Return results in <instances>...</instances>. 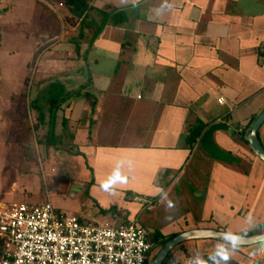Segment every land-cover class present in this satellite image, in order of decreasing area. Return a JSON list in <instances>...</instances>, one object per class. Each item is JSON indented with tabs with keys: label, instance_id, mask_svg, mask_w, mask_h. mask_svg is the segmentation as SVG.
Listing matches in <instances>:
<instances>
[{
	"label": "crops",
	"instance_id": "crops-1",
	"mask_svg": "<svg viewBox=\"0 0 264 264\" xmlns=\"http://www.w3.org/2000/svg\"><path fill=\"white\" fill-rule=\"evenodd\" d=\"M86 1L107 13L122 12L126 20L107 23L75 55L60 43L74 45L81 19L63 0H30L37 37L54 42L41 53L32 79L34 110L19 113L0 97L15 117L10 130L0 113V203L7 194L33 195L42 141L52 139L60 144L47 151L50 159H64L71 169L90 166L89 183L100 185V212L79 217L84 221H135L140 227L139 210L148 205L146 225L160 229L163 243L190 229L244 236L264 231V163L247 142L252 119L264 109V0ZM18 3L15 9L11 0H0V52L3 30L22 25L17 7L27 1ZM44 91L48 108L38 103ZM77 91L80 96H67ZM258 139L264 148V123ZM27 145L34 155L26 158ZM74 171L75 188L83 190L88 175ZM166 260L264 264V243L192 240Z\"/></svg>",
	"mask_w": 264,
	"mask_h": 264
},
{
	"label": "built area",
	"instance_id": "built-area-1",
	"mask_svg": "<svg viewBox=\"0 0 264 264\" xmlns=\"http://www.w3.org/2000/svg\"><path fill=\"white\" fill-rule=\"evenodd\" d=\"M40 36L44 52L54 39ZM149 239L135 221L87 222L60 213L49 200L0 203V264H146L154 249Z\"/></svg>",
	"mask_w": 264,
	"mask_h": 264
},
{
	"label": "rangeland",
	"instance_id": "rangeland-1",
	"mask_svg": "<svg viewBox=\"0 0 264 264\" xmlns=\"http://www.w3.org/2000/svg\"><path fill=\"white\" fill-rule=\"evenodd\" d=\"M25 1H27V4L24 8L17 7V11L21 13L22 25L19 29L14 26H10L9 28H6V30H3L5 35L2 51L0 52V56L2 54V59L0 57V65L1 60L4 64L3 68L0 66V71L2 70V72H5L0 73L4 79L3 81L0 80V97L3 99L8 97V100L10 103L12 102L14 109H17L18 111L20 110L19 113H22L24 110H28L29 107H31V110H34L33 105L35 101H33V97L35 90L32 85V79L39 70L38 65L43 61L41 57L42 52L37 46V44L42 41L41 36L37 37L38 34H36L40 31V28L36 24H31L32 17L30 15V0ZM13 2L14 4L12 7L16 9L15 5L19 4L18 0H11V3ZM49 16L55 17L50 12ZM7 22L10 23L12 20ZM60 45H63L62 49H66L69 53L77 55L73 44L62 42ZM25 64H27V66H25L26 72H23L22 66ZM4 76H8V80ZM48 87L49 85L46 84L42 87V90L44 88L46 90ZM29 96L32 100L31 102H28ZM49 99L50 96L46 91H44L38 103L41 104L42 107L48 108L51 104ZM5 108L6 107L4 106L2 108L0 105V113L3 117H5V119L8 118V122H10L15 118L13 117L12 107H10L9 113L5 110ZM15 115H17V112ZM14 127L15 125L10 122V130ZM3 135L5 136V133H3ZM10 136L12 137V135ZM42 143L43 147L40 152V159L39 162H36L34 168V175L37 176L38 180L35 177V189L30 188V191L34 192L33 195L28 198L26 196L19 197V195L7 194L3 198V202L6 205H11L13 203L42 205L47 201V199H49L53 207L64 215L79 218L90 214L91 217L94 218V214L100 212V185H98L97 181H94L92 184L89 183L92 180L90 179V166H85L83 164L82 166L79 165V168L77 169H71L70 165L63 163L64 159L62 162V159H59L60 161H54L47 156V151H49L50 148L52 151H55L59 148L58 145L60 143L57 142V140L52 139L43 140ZM55 145H57L58 148H56ZM78 154H80V152ZM49 170H51V172L53 171V173H49ZM74 170H78L83 177L88 175V181L83 190H76L75 188V181L73 179ZM95 188V191H98L97 193L94 191ZM146 206L148 207V205ZM157 206L158 204H155L153 208H156ZM147 207H145L144 210H139V216L142 214V218L139 220V225L145 230L147 236L150 238L149 240H152L153 235L156 234V232H160V229L146 225L145 220H149L146 217L151 214L149 208L147 209ZM156 211H159V209ZM97 223L100 222L97 221ZM167 238L170 239L172 236H168ZM155 252L156 250L153 252L151 258L154 256Z\"/></svg>",
	"mask_w": 264,
	"mask_h": 264
},
{
	"label": "water",
	"instance_id": "water-1",
	"mask_svg": "<svg viewBox=\"0 0 264 264\" xmlns=\"http://www.w3.org/2000/svg\"><path fill=\"white\" fill-rule=\"evenodd\" d=\"M264 123V109L253 122L247 135L252 152L264 163V148L258 139V131ZM192 240H215L235 247H250L264 243V231L250 236L232 234L215 229H190L175 235L157 247L158 251L146 264H164L168 254L178 245Z\"/></svg>",
	"mask_w": 264,
	"mask_h": 264
},
{
	"label": "trees",
	"instance_id": "trees-1",
	"mask_svg": "<svg viewBox=\"0 0 264 264\" xmlns=\"http://www.w3.org/2000/svg\"><path fill=\"white\" fill-rule=\"evenodd\" d=\"M63 5L67 9V11L72 14L76 19H81L79 26H78V34L74 38V46H75V52L77 54L81 51V46L85 45L87 47H90L94 40L100 35L101 30L103 27L112 21V23L121 24L126 20V15L122 12H116V13H107L104 11H101L93 6H91L86 0H63ZM69 97L71 96H80V92L77 91L76 93H71L70 95H67ZM89 95H86L88 97ZM63 99L59 101H55L53 105V109L60 106ZM255 121V118L252 119V123ZM251 123V124H252ZM250 124V125H251ZM249 130V129H248ZM248 133V131H247ZM247 133L243 134L242 137H244ZM196 137V134L189 139L191 143L194 142ZM25 150L27 152L26 158L30 155L28 152H33V148L29 145L25 146ZM31 157V156H30ZM35 158H33L34 160ZM161 236L156 233L152 237L151 242L153 244H162ZM167 262V260H165ZM164 262V263H165Z\"/></svg>",
	"mask_w": 264,
	"mask_h": 264
},
{
	"label": "clouds",
	"instance_id": "clouds-1",
	"mask_svg": "<svg viewBox=\"0 0 264 264\" xmlns=\"http://www.w3.org/2000/svg\"><path fill=\"white\" fill-rule=\"evenodd\" d=\"M225 260H227V257H225Z\"/></svg>",
	"mask_w": 264,
	"mask_h": 264
}]
</instances>
